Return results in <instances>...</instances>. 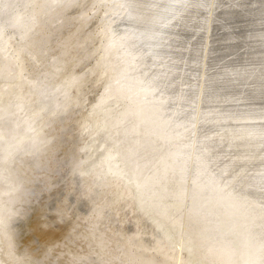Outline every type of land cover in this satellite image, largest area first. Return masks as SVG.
Returning <instances> with one entry per match:
<instances>
[{"label":"bare ground","instance_id":"1","mask_svg":"<svg viewBox=\"0 0 264 264\" xmlns=\"http://www.w3.org/2000/svg\"><path fill=\"white\" fill-rule=\"evenodd\" d=\"M81 2L0 0V264L15 249L45 264L22 228L42 237L76 174L88 249L69 264H264V0H94L73 16ZM88 82L98 96L74 130ZM120 201L130 234L106 224Z\"/></svg>","mask_w":264,"mask_h":264},{"label":"rangeland","instance_id":"2","mask_svg":"<svg viewBox=\"0 0 264 264\" xmlns=\"http://www.w3.org/2000/svg\"><path fill=\"white\" fill-rule=\"evenodd\" d=\"M239 1V0H238ZM94 0H82L80 5H78L72 14L75 16L76 14L82 13V12H91L89 9H91V6L93 4ZM216 7L218 9H221V5L217 3ZM262 19L259 20L260 25H264V11L262 14ZM242 20V19H240ZM221 21V20H220ZM263 22V23H262ZM100 20L98 18H93L88 25L84 28V33L87 32H94L98 29ZM250 31H252V27H246ZM224 31V29H222ZM216 33V32H215ZM217 32L216 34H218ZM203 32L201 35L203 36ZM225 34V32H223ZM200 34L194 36L195 38H198L201 36ZM193 39V40H194ZM10 42H13L11 39ZM94 42V41H93ZM216 44V43H215ZM214 45V43L212 44ZM240 54L242 53L243 49H239ZM226 52V51H224ZM216 57H212V60ZM219 58H221L219 56ZM234 59V55L232 53L226 52L221 60L217 62L218 64L215 65L216 68L224 65L225 63L231 61ZM93 62V59H89L85 62H78L76 60L69 68H67L64 72L61 71L60 74L65 75L66 73L81 75L83 74L87 68L90 66V64ZM216 62V61H215ZM235 65V63H232ZM19 63H15L13 68L15 69L14 72L19 70L18 67ZM17 68V70H16ZM57 75V79L55 81V86L58 84V82H62V79H60ZM87 86H91L89 91L91 92L86 94V99L83 103V106L80 108V110L77 113V116L81 117L78 119V121H75L73 124V129L77 130L80 123L82 122L85 114H87L90 104L97 98L99 87L90 85V82L87 83ZM96 87V88H95ZM95 90V91H93ZM72 92V94H70ZM67 94L70 98L75 97V88L69 87L67 89ZM78 107V106H77ZM92 125V124H91ZM90 125V127H91ZM77 128V129H76ZM92 128V127H91ZM87 133H84L82 137H87ZM55 175V174H54ZM64 181V182H63ZM62 182V183H61ZM61 183V184H60ZM60 187V188H59ZM52 195V196H51ZM121 204V205H120ZM123 202L120 201L118 204V208H123ZM61 207L60 209L65 215V220L59 221L56 217L52 209L54 207ZM90 208V203L87 201L86 198L80 195V175L76 174L71 179H67L64 177L56 186V189L50 194L48 199V204L45 210V215L41 216V223L38 224V230L42 231L40 234H42V237H39V235H34V232L31 228H29V225H26V227L22 228L21 236L18 242V246L21 249H26L29 247L35 246V255L40 256L41 255V249L48 248L49 251V258L45 259V264H53V261H58L60 264H69V262L73 259L74 256L81 255L85 253V251L88 249V246L85 244L84 241L81 240L82 235L86 231V227H84L83 224H85L84 217L87 216L88 211ZM52 213V214H51ZM111 220L107 222L106 224L108 226H111L112 228L119 227L123 230V232L130 234L134 230L137 229L138 226L134 224V217L131 212H129L128 207L123 208V210H119L118 212L114 213L113 216H111ZM48 221V222H47ZM13 223V222H11ZM141 229V236L142 239L147 241H150L151 237L149 234V229L143 225H139ZM25 234V235H24ZM70 234H76L78 238L75 240L74 243L65 244L66 239L70 236ZM45 235V236H44ZM49 235V236H48ZM44 236V237H43ZM29 238V239H27ZM44 240V241H42ZM34 245V246H32ZM37 246V247H36ZM42 246V247H41ZM18 247V248H19ZM12 254V262L9 264H15L17 261V258L22 255V251L19 250H13L11 252ZM92 255L96 256L97 253L95 251H92Z\"/></svg>","mask_w":264,"mask_h":264},{"label":"water","instance_id":"3","mask_svg":"<svg viewBox=\"0 0 264 264\" xmlns=\"http://www.w3.org/2000/svg\"><path fill=\"white\" fill-rule=\"evenodd\" d=\"M27 223H29V220H28V222ZM42 232V231H41Z\"/></svg>","mask_w":264,"mask_h":264}]
</instances>
